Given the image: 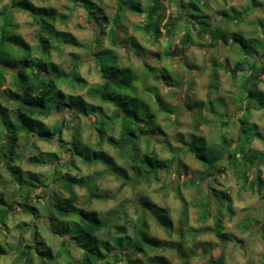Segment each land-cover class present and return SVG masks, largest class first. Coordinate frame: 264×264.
I'll list each match as a JSON object with an SVG mask.
<instances>
[{
	"label": "trees",
	"instance_id": "obj_1",
	"mask_svg": "<svg viewBox=\"0 0 264 264\" xmlns=\"http://www.w3.org/2000/svg\"><path fill=\"white\" fill-rule=\"evenodd\" d=\"M39 1L47 2L48 0ZM70 1L73 2L74 0ZM78 1L80 4H73L72 10L76 7L84 9L88 20L92 21L98 29L96 35L101 38L105 35L104 28L109 24L107 23L109 19L103 15V8L98 7L100 5L92 0ZM193 1L145 0L142 2L141 0H115L118 10L113 15L115 23L111 24L109 38L111 39L114 36V29L118 27L117 22L121 21L123 13L127 10L143 16V22L137 28L151 44H156L161 40L168 42L167 57L176 52H182L194 42V38L202 39V36L211 27V24L206 22L208 16L203 15V11L197 6L203 3L202 0ZM252 2L254 3L255 0ZM86 5L98 8L100 13L94 15L93 18V12ZM203 5L207 9V5L204 3ZM252 8L256 9L257 5L251 4L249 9ZM72 10L68 14H60L55 8L38 7L29 0H10L7 5L0 9V35L5 36L7 34L9 25L15 29L16 26L14 23L12 25L11 22L16 11L28 14L33 22L39 25L40 29L36 37L35 51L20 35L16 34L14 35L16 39H14L16 40L17 49L23 51L22 56H20V59H13L15 61L14 65H6L0 58V237L4 229H9L6 220L14 216L16 206L20 209L19 213L25 214L29 220L28 222L21 221L16 226L19 230L13 252L16 254V258L11 264H171L162 255L148 256L144 262L140 258L141 255L148 254V252L166 251L168 249L174 252L179 264H192V259L200 256L196 251L195 238L210 230L188 227V208L177 186L174 189L182 205L177 228H174L167 209H160L156 205L152 206L142 198L139 204L136 203L139 215L135 220L127 219L125 209L111 212V214H108L109 218H105L96 210L75 206L78 194L74 192L73 187L86 192L87 204H91L93 201L105 202L111 197L101 194L100 191L99 181L105 174H112L118 179L123 178L125 183L122 182V185L130 183L129 185L132 187L140 183L138 181L140 178L147 185H149L150 179L157 182L158 174L163 170L169 171L174 162L178 169V176H180L181 169L184 172L186 171L184 164L176 157L180 151L179 148H173L170 144H166V149L172 155V158L166 162L159 160L154 149H149L150 140L160 131L156 121V113L163 110L168 114L170 111L162 106L157 90H149V92L153 91L150 93L154 94L153 98L156 99L154 106L157 107V112H150L149 107L145 106L148 103L145 102L144 107L145 109L148 108L146 113L141 115L136 111L137 109L130 111L124 103L118 104V89L130 85L125 78L116 76L121 69L116 70L113 67L107 73V70L99 68L98 73L101 82L87 87L86 97L91 100L96 99L99 105L87 102L81 95L63 90V84H67L70 89H82L86 86L85 80L78 73L81 64L78 56L72 55L71 68L67 72L50 61L51 53L56 52L60 55L65 46L78 49L84 48L70 33L59 32L53 26L55 21L65 25L70 20ZM44 16L49 17L47 18L48 23L43 18ZM220 16H226L225 12H220ZM239 16L230 18L231 20L228 19L226 25L233 24L234 27L240 25L243 16ZM101 19L104 22L106 21L104 26H102V21L101 24L99 22ZM215 22L218 23L219 21ZM45 29L49 30V36L43 35ZM215 30L219 32L220 29L217 27L212 32V47L221 42V39H224V42L227 43L228 37H221L218 33L216 34ZM59 35L63 37V41L61 43L57 40L56 42L53 41ZM130 39L133 47L138 46L141 48L132 38ZM229 39L241 45L239 51L244 56L243 60L236 61L233 63V67L229 69L230 78L234 82L238 80L240 82L239 89L240 94L245 95L242 101L245 102L246 112L248 113L249 110L259 111L264 107V93L258 90L257 84L260 83V77L264 79V66L262 64L258 66L256 62L257 59L260 61L264 59V47L260 50L261 53L254 49H247L244 46L245 41H243L244 37L241 33H232ZM174 41L177 42L173 44L174 48L170 50V43ZM4 42L2 40V43ZM110 42L113 46L117 45L114 44V39ZM4 55L9 57L7 52ZM142 56L141 54L140 60H142ZM247 57H250L253 63H244ZM156 58H160V54L156 53ZM115 61L118 62V59L116 58ZM7 62H9L8 59ZM142 65L145 71L149 72V75L160 81V77L154 75L155 69L151 68L145 61H142ZM126 69H128L127 72H130V76H135V72L131 67ZM246 71H249V75L242 76L241 73ZM253 73L256 74L255 79L252 78ZM164 81L166 83V80ZM170 85L167 83L168 87ZM256 96L258 97L257 103H253L255 102L254 99L257 98ZM220 103L224 106L222 101ZM105 105L111 106L110 112L105 110ZM196 106L201 109L202 105L199 103ZM211 111L213 112L214 109H211ZM54 114L61 115L60 121H57L51 127H47L43 120ZM63 114L65 115L63 116ZM82 118L89 120V128L92 130L96 149H90L81 142L79 120ZM65 132L70 135L68 141L64 140L63 134ZM252 135L254 134L247 132V129L244 130L242 127L238 131V144H234L235 146H232V141L224 135L221 136L219 146H208L203 136L197 137L193 134L189 136V141L186 143L180 141V143L187 146L186 151L203 168L202 172H198L200 183L203 184L208 180H212L216 177V174L222 171L224 164H229L236 168L242 188L248 189L254 194H259L264 189V182L257 166L259 164L258 157L255 153H251L252 151H248V153L244 151L248 148L251 138H254L251 137ZM21 136L27 144L22 151L18 149ZM256 136L258 140L264 142L261 134L256 132ZM33 139L44 143L55 141L60 150V157L57 158L58 154L56 153H38L37 155L26 156L25 154L29 148L38 150L35 142L32 141ZM142 141L144 142L143 149L140 148ZM74 143L84 146L92 154L81 152L80 149L77 150ZM104 144L119 154L122 161L121 165H118L113 158L101 150ZM240 154L239 158L238 155ZM45 157L64 161L61 167L75 168V163L79 160L87 166L101 164L103 169L86 175H72L70 172H65L68 173L66 174L67 178L61 177V182L58 180L60 174L56 179H53V184L58 185V191L51 196L41 184L35 185L32 183L36 178L40 180L36 174L22 171L19 166L25 160L31 166L48 165V160ZM253 169H255L254 176L250 179L249 173ZM128 171H131V177L128 175ZM131 183L133 184L131 185ZM53 184L48 186L52 187ZM12 186L16 190L11 191L8 198L4 199V193L1 190L7 191ZM197 188L202 190L201 187L197 186ZM59 190L66 193L67 197L64 198ZM32 193L35 196L32 197ZM214 197L218 211L214 216H211L210 203ZM40 199L46 200L42 211L45 212L46 221L50 220L46 231L58 241L56 252H53L48 241L39 240L40 232L37 230L39 225L42 227V221H38L41 210L35 207V204L40 203ZM225 202L227 203L226 206H224ZM229 203L230 198L227 194L212 189V193H205L204 199L196 204L199 208V222L205 223L210 218L214 219V227L211 231L222 242H224L225 236L221 233V210L224 209L229 215H232L233 212ZM146 216L164 231L167 238L176 235L178 240L170 242V246H167L169 245L167 241H160L153 237L149 233ZM55 221L68 229H72V234H74L69 236L68 230L54 231L55 228L52 225ZM120 222L123 224L119 225ZM27 233L28 235H26ZM189 243H192V247L187 250ZM98 244H101V246ZM210 247V244L205 243L203 253L208 254ZM72 248L80 250L81 253L78 258H74L70 254ZM4 254L5 250L0 244V257ZM212 264L226 263L224 257L220 256L212 260Z\"/></svg>",
	"mask_w": 264,
	"mask_h": 264
},
{
	"label": "rangeland",
	"instance_id": "obj_2",
	"mask_svg": "<svg viewBox=\"0 0 264 264\" xmlns=\"http://www.w3.org/2000/svg\"><path fill=\"white\" fill-rule=\"evenodd\" d=\"M9 1L0 0V9L7 5ZM29 1L38 7L47 6L55 8L60 14H68L72 10L73 4H80L78 0H74L73 2L70 0ZM92 1L97 2L100 5L98 7L101 9L103 8V15L109 19L107 21L109 24L104 28L105 35L101 38L96 35L98 30L96 25L88 20L85 10L79 7L72 10L70 20L65 25L59 21L53 23L57 31L70 33L84 46L83 49L65 46L60 55L56 52H52L50 55V61L57 64L59 68L66 72L71 68L72 55L78 56L81 62L78 73L85 80L86 86L82 89H70L67 84H63V90L81 95L87 102L99 105L96 99L91 100L86 97L87 87L101 82L100 74L98 73L99 68L107 70V73L113 67L116 70L121 69L116 76L125 78L130 85L123 89H118L119 92L116 90L119 95L118 104L124 103L130 111L137 109L136 111L140 115L146 113L148 107L150 112H157V107L154 106L156 99L153 98L154 94H151L153 91L149 92V90H157L162 106L170 111L168 114L163 112V110H159L160 112L156 113V121L160 127V131L150 140L149 149H154L158 154L159 160L166 162L172 158L171 153L166 149V144H170L173 148H179L180 151L176 157L184 164L186 172L181 169L179 172L180 176H178V169L174 162L169 171L163 170L158 174L157 182L150 179V183L147 185L140 178L138 179L140 183L132 187L129 185L130 183L122 185V182L125 183L123 178L118 179L112 174H105L99 181L100 191L101 194L111 197L105 202L93 201L91 204H87L86 192L73 187L74 192L78 194L75 206L96 210L105 218H109L108 214H111V212L123 211L125 209L127 219L135 220L139 215L136 206L142 198L152 206L156 205L160 209H167L174 228H177L182 206L174 189L177 186L188 208V227L193 229L207 228L210 230L195 238L196 251L200 256L193 258L192 264H212V260L220 256L224 257L226 264H264V189L259 194H254L248 189H243L236 173V168L229 164H224L221 169L222 171L216 174V177L212 180H208L203 184L200 183L198 172H202L203 168L186 151L187 146L180 143V141L184 143L189 141V136L193 134L197 137L203 136L208 146H219L221 136L224 135L232 141V146H235L234 144H238V131L243 127L244 130L247 129V132L254 134L251 136L254 138H251L248 148L244 151L245 153L252 151L251 153L257 155L259 163L257 166L264 182V142L258 140L256 136V132H258L264 138V107L259 111L249 110L247 113L245 102L242 101L245 95L240 94V82L239 80L234 82L230 78L229 73V69L233 67V63L244 59V56L239 51L241 45L229 39L230 34L241 33L244 37L243 41H245L244 46L249 50L254 49L259 52L263 49L264 0H255L254 3L252 2L254 0H202L207 5V9L204 8L203 3L197 6L203 11V15L208 16L206 22L211 24V27L208 28L207 33L202 36V39L194 38V42L186 50L176 52L170 57L166 55V52L169 51L167 49L168 42L161 40L156 44H151L146 37L142 36L137 28L143 22V16L127 10L123 13L121 21L117 22L118 27H115L114 36L110 39L111 24L115 23L113 15L118 10V6L115 0ZM141 1L144 2L145 0ZM187 1L189 0H181V2ZM251 4L257 5V8L249 9ZM86 6L93 12V18L94 15L100 13L98 8H93L90 5ZM220 12H225L226 16L219 17ZM237 15L243 16V21L240 25L235 27L233 24L226 25L228 19L231 20L230 18ZM43 18L47 23L49 22L47 19L49 17L44 16ZM101 21L103 23L102 26H104L106 21L104 22L101 19L99 21L100 24ZM11 23L12 25L14 23L15 29L9 25L7 27V34L5 36L0 35V58L6 65H14L15 61L13 59H20V56L23 54L22 50L19 51L17 49L16 37L14 35H20L35 51L37 45L36 37L40 30L39 25L35 24L32 18L24 12H14ZM217 27L220 30L219 32L215 30L216 34L218 33L221 37H228L227 43L224 42V39H221V42L212 47L211 35ZM44 31L43 35L49 36V30L45 29ZM130 38L140 45L141 48L138 46L133 47ZM112 39L115 40L114 44H117L116 46H113L110 42ZM250 39L255 41H251ZM2 40L5 42L2 43ZM56 40L61 43L63 37L59 35L53 41L56 42ZM176 42L170 43V50L174 48L173 44ZM5 52L8 53L9 57H5ZM156 53L160 54V58H156ZM141 54L143 55L142 60H140ZM116 58L118 62L115 61ZM7 59L9 62H7ZM142 61L147 62L151 68L155 69L154 75L160 77V81L155 80L154 76L149 75V72L145 71ZM244 63L251 64L253 60L247 57ZM256 64L264 66V59L262 61L257 59ZM127 67H131L134 70L135 76H130V72H127ZM241 75L247 76L249 75V71L243 72ZM255 77L256 74L253 73L252 78L255 79ZM164 80H166V83ZM262 80H264L263 77H260V83L257 84V88L264 93V81L262 82ZM167 83L171 84L170 87L167 86ZM257 99L258 97L254 99L255 102L253 103H257ZM220 101L224 103V106L221 105ZM199 103L202 105L201 109L199 106H196ZM144 105L148 107L145 109ZM104 108L109 112L112 109L110 105H105ZM211 109H214V111L212 112ZM60 116L54 114L48 119L43 120V122L47 127H51L57 121H60ZM79 123L81 126V142L90 149H96L94 145L95 139L92 136V130L89 128V120L82 118L79 120ZM76 135L78 136L79 134L77 133ZM63 137L65 141L70 140V135L66 132L63 134ZM32 141L35 142L38 150L29 148L25 154L26 156L37 155L38 153H56L58 154L57 158L60 157V150L55 141L52 143H44L36 141V139ZM18 144V149L21 151L27 146L23 136L20 137ZM74 144L77 150L80 149L81 152L92 154L84 146L78 143ZM142 145H144L143 141L140 144L141 149H143ZM101 150L113 158L118 165H121L122 161L119 154L112 148L104 144ZM238 156L240 158L241 154ZM45 159L48 160V165L41 167L31 166L25 160L19 166L22 171L36 174L41 181L36 178L37 181H32V183L35 185L41 184L48 190L47 192L51 196L58 191V185L53 184V179H56L60 174L59 181L61 177L67 178L66 174L68 173L65 172H70L72 175H86L103 169L101 164L87 166L79 160L76 161L75 168L61 167L64 161L56 158L49 159L45 157ZM254 170L249 173L250 179L254 176ZM128 175L131 177V171H128ZM191 183L193 184L191 185ZM49 184H53V186L50 187L48 186ZM197 186L201 187L202 190H198ZM212 189L224 192L230 198L229 204L233 212L232 215H229L224 209L221 210V233L225 236L224 242L211 231L214 227V219L210 218L205 223H201L198 220L199 208H197L196 204L204 199L205 193H212ZM15 190L13 186L7 191L1 190L4 193V199H7L11 194L10 192ZM59 192L62 193L64 198L67 197V194L62 190H59ZM33 196H35L34 193H32ZM39 202L35 204V207L41 210L38 221H42V227L38 224L39 229L37 230L40 232L39 240L48 241L53 252H56L58 241L46 231L50 220L46 221L45 212L42 211L46 200L40 199ZM226 205L227 203L225 202L224 206ZM19 210V207L16 206L14 216L6 220L9 229H4L0 237V244L3 250H5V254L0 257V264H11L16 258V254L13 253L19 235V230L16 226L21 221H29L25 214L19 213ZM217 211L218 207L214 197L210 203L211 216H214ZM146 218L148 219L149 233L153 237L160 241H167L169 244L167 246H170V242L178 240L176 235L167 238L164 231L152 219H149L148 216ZM122 224L120 222L119 225ZM52 226L55 228L53 229L54 231L62 232L68 230L69 236L74 234H72V229L64 227V225L57 223V221ZM205 243L211 246L208 254L203 253V245ZM98 245L101 246V244ZM191 247L192 243H189L187 250H190ZM80 253L79 249L72 248L70 254L74 258H78ZM153 255H162L171 264H179L176 255L171 249L148 252V254L141 255L140 258L144 262L145 258Z\"/></svg>",
	"mask_w": 264,
	"mask_h": 264
},
{
	"label": "flooded vegetation",
	"instance_id": "obj_3",
	"mask_svg": "<svg viewBox=\"0 0 264 264\" xmlns=\"http://www.w3.org/2000/svg\"><path fill=\"white\" fill-rule=\"evenodd\" d=\"M264 47V46H263Z\"/></svg>",
	"mask_w": 264,
	"mask_h": 264
}]
</instances>
